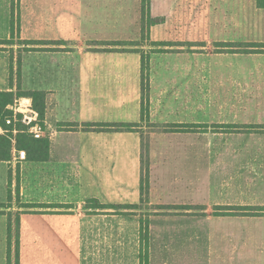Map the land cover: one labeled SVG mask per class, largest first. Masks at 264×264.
Instances as JSON below:
<instances>
[{
	"label": "crops",
	"instance_id": "obj_1",
	"mask_svg": "<svg viewBox=\"0 0 264 264\" xmlns=\"http://www.w3.org/2000/svg\"><path fill=\"white\" fill-rule=\"evenodd\" d=\"M141 3L19 0L18 40L35 43V63H18V90L45 95V136L37 140L48 144V154L33 159L17 148L15 136L10 161L0 162V187H9L7 170L18 171V198L32 206L22 214L33 223L32 264H141L136 213L85 205L142 203L144 144L147 195L161 208L149 218L147 262L264 264V216L214 215V207H264V64L226 63L218 71L216 63H150L142 114L141 63L135 55L104 51L137 38ZM146 3L150 18L160 20L146 31L153 43L177 35L193 44L201 28L217 25L232 39L264 43L257 0ZM0 66V92H15L14 70ZM87 123L138 128L83 130ZM18 150L26 152L24 161L14 160Z\"/></svg>",
	"mask_w": 264,
	"mask_h": 264
},
{
	"label": "rangeland",
	"instance_id": "obj_2",
	"mask_svg": "<svg viewBox=\"0 0 264 264\" xmlns=\"http://www.w3.org/2000/svg\"><path fill=\"white\" fill-rule=\"evenodd\" d=\"M19 6V0H0V63H7L9 70H14V74L12 73V77L10 76L12 84H17V89L13 92L14 94L18 93L19 89V81L16 79L18 75V63H35V56L33 54V46L35 43L32 41L22 42L18 40L17 26L19 19ZM29 6L31 8L32 4ZM147 6H149L148 3H146V0H143L141 7H143L146 11ZM46 7L47 10H52L50 8L52 5H47ZM55 7H58V5H55ZM140 16L142 17L141 12ZM149 23L150 15L148 14L144 17L140 34L137 35V38L133 42H119L114 45L107 44L108 46L105 45L104 48V51H109L110 53L115 52L125 55H135L138 63H141V84L143 82V85L146 86L145 89H147L148 81L146 77L148 76V72L150 70V63L153 65H157L155 63H216L218 71L226 70V63L264 64L263 54L248 55L233 53L230 51L234 50V46L245 42H240L236 38L232 39L235 36L232 38L226 36L225 33H227L228 29L221 27V25H217L211 30L201 28L200 36H195V43L193 44L183 41V36L177 35L173 37L170 43H153V41H150L149 36L146 34ZM185 38L190 40V37L185 36ZM229 43H231L230 45L232 46H229ZM74 57L79 58V55ZM29 86L34 88L32 84ZM145 89L142 98V114L145 110ZM14 105L17 106L18 103L15 101ZM30 105L32 107V103ZM146 128L155 129L156 126L146 125ZM148 130L149 129H147V131ZM147 151L148 149L144 144L142 147V157L144 161L146 160ZM7 171L9 187H7L6 192L0 187V208H5L2 210V212L5 213L3 214L5 216V220H0V264H32L33 223L31 218L22 219L24 209L27 210L32 206L28 204L22 205L20 203V199L18 198L19 191L15 185L18 180L14 175V173L18 174V171ZM11 174L13 178L11 177ZM12 181H14V183H11ZM6 204L8 207L13 206L14 209H9L7 211ZM156 211L160 212L161 208L150 204L146 191L143 192L142 203L138 206V209L128 210V213L130 214L136 213V216L139 218L141 223V264H161L159 258H154L151 263L150 261L147 262L148 222L150 220V216L156 215ZM218 211L221 212L220 210ZM204 227L208 226L201 225L202 230ZM151 234L160 235V232H156L155 228H153ZM153 245L155 247V244ZM156 247H160V244H157ZM20 250L22 251V258L24 259L23 262L19 260L21 255ZM204 253L205 251L202 252L203 255ZM201 263L204 264V261Z\"/></svg>",
	"mask_w": 264,
	"mask_h": 264
},
{
	"label": "trees",
	"instance_id": "obj_3",
	"mask_svg": "<svg viewBox=\"0 0 264 264\" xmlns=\"http://www.w3.org/2000/svg\"><path fill=\"white\" fill-rule=\"evenodd\" d=\"M143 1V0H142ZM257 5L260 8H264V0H257ZM148 6L145 11L141 7L140 12L142 14L141 20L143 22L144 17L148 15ZM159 19L150 18L151 24H156L159 22ZM231 43H229V46ZM236 47V48H235ZM233 49V48H232ZM233 53L240 54H264V43H242L240 45L234 46V50H230ZM146 86L142 82V93L144 92ZM146 90V89H145ZM44 93L37 91H21L18 90V93L14 94L12 92H0V126H4V118L10 115V112L7 110L8 106L14 105V101L19 98H29L32 101V108L38 113V118L40 121H43L44 117ZM143 106V105H142ZM71 130H76L78 125H72ZM18 134L16 135V146L18 149L26 150L27 154L33 159L45 160L48 154V144L42 140L34 139L30 134L25 133L24 126H18ZM83 130H91L98 132H123V131H135L138 128V124L133 123H87L81 126ZM234 128V127H230ZM253 127H250V129ZM11 148L12 141L11 135H2L0 136V162L10 161L11 158ZM147 157V156H146ZM142 161V174L140 179V190L141 195L143 192H147V173H148V163L147 160ZM146 187V189H145ZM86 209L90 210H112L115 214L128 215V210L138 209V205H103L100 204L97 200H88ZM220 210L221 212H219ZM215 216H224V215H242V216H264V207H215L214 208Z\"/></svg>",
	"mask_w": 264,
	"mask_h": 264
},
{
	"label": "built area",
	"instance_id": "obj_4",
	"mask_svg": "<svg viewBox=\"0 0 264 264\" xmlns=\"http://www.w3.org/2000/svg\"><path fill=\"white\" fill-rule=\"evenodd\" d=\"M7 110L10 115L4 118V126H0V136L11 135V139L14 140L19 132L17 127L20 125L25 127V133L30 134L36 140L45 136L44 123L39 120L38 113L31 106L21 107L18 104L8 106ZM13 158L17 162L24 161L26 152L24 150L15 151Z\"/></svg>",
	"mask_w": 264,
	"mask_h": 264
}]
</instances>
